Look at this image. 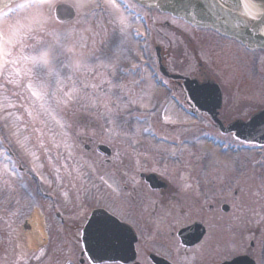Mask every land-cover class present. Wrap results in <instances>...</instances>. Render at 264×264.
<instances>
[{
  "label": "flooded vegetation",
  "instance_id": "flooded-vegetation-1",
  "mask_svg": "<svg viewBox=\"0 0 264 264\" xmlns=\"http://www.w3.org/2000/svg\"><path fill=\"white\" fill-rule=\"evenodd\" d=\"M22 2L24 0L15 4ZM99 2L100 7L86 8L82 10V14L76 13L73 19L82 17L84 22H87L106 18L109 22L111 13L106 10L103 0ZM118 3L126 15L134 17L133 27L122 41L112 30L106 45L99 46L95 54L103 56L118 52L125 74L123 83L131 95L140 100L148 99L149 105L153 111L158 112V116L168 114L167 116L178 121V124L171 125L156 120L157 125H152L144 132H138L134 127H122V130L114 127L113 131L103 138L104 129L99 122L94 121L96 137L92 134L78 137L88 155L87 158L94 161L98 189L103 192L102 187L107 186L105 182H108L115 189L111 190V196L117 193L108 205L101 201L93 209L100 207L111 214L115 212L121 221L133 228L135 235V258L132 262L101 264H154L153 254L173 264H219L236 255L248 254L255 258L257 264L255 249L262 243V225L239 221L241 207L232 206L229 199L232 198L233 202L239 198V191L214 189V182L207 172L211 165L198 164L197 158L189 157L185 145L192 146L194 143L185 132L192 130L191 132L197 133L203 128L201 125L219 132L209 119L210 109H215L218 118L228 124L234 120H246L264 108V102L260 101L253 104L234 101L236 93L256 92L258 88L251 85L252 78L255 83L264 82V62L260 57V54L264 55V51L249 48L211 28L194 26L181 18L158 9L144 7L133 0H118ZM93 54L92 51L83 52L81 64L92 60ZM53 55L52 61H60L63 65L62 55L57 51L53 52ZM225 56L235 58V71L241 67L248 83L247 80L239 84L236 81L234 84L228 83L221 76L223 70L218 71L213 67L214 64L210 62L212 59L216 62L221 60L222 64L230 62L223 58ZM135 81L140 83L136 84ZM19 84L21 85V80ZM214 84H217V87ZM7 86L11 88L8 89ZM20 91V86L7 84L0 79V105L7 97L17 98ZM218 91L219 106H216ZM260 91V95H264V92ZM145 95H152L155 100ZM0 128L1 145L10 160L19 165V148L13 141L11 127L6 124ZM174 135L177 138L185 135L186 141L175 145ZM118 136L126 138L127 148L124 151L127 153L116 144ZM166 136L170 150L162 147ZM144 138L153 142H138ZM101 144L109 146L107 153L97 149ZM172 147H175V152ZM154 148L158 151H154ZM148 152L153 156H147ZM18 194L17 189L13 192V189H9L2 181L0 251L1 242L6 240L4 230L7 226L2 227L3 223L13 216L9 226L15 229L17 227L21 202ZM41 194L52 202L51 209L59 224L68 226L69 230L79 226V223H67L53 196L44 191H41ZM100 197H103L102 194ZM225 203L229 204L227 210H224ZM93 209L89 210L87 218ZM244 210L245 207L241 211ZM86 220H83V226ZM83 226L79 227V233H73L76 240ZM191 226H196V229L188 237L185 236L189 244H184L180 232ZM14 231L17 235L18 231ZM192 237L199 239L190 244V241H194L190 240ZM247 241L249 248H246ZM79 242L81 243L80 240ZM232 248H236L234 253H230ZM79 255L81 258H87L81 251Z\"/></svg>",
  "mask_w": 264,
  "mask_h": 264
},
{
  "label": "rangeland",
  "instance_id": "rangeland-1",
  "mask_svg": "<svg viewBox=\"0 0 264 264\" xmlns=\"http://www.w3.org/2000/svg\"><path fill=\"white\" fill-rule=\"evenodd\" d=\"M106 10L111 13L110 9L107 8ZM80 13L82 14V11ZM49 27L52 34L45 37L47 46L52 48L53 52L57 51L62 55L63 65L60 61L57 63L52 62L54 71L59 72L60 78L64 81L63 91H71L73 87L82 89L81 81H84L86 77L81 72L75 71V65L77 63L81 64L83 52L92 51L94 53L92 60H94L97 56L95 54L97 48L106 45L112 31V24L107 22L106 18L101 21L89 20L84 22L83 18L79 17L68 23H55L53 21ZM108 44L110 45V41ZM84 46L90 48L85 49ZM260 57L264 62V55L260 54ZM223 58L230 62L222 64L221 60L218 62L213 59L210 60L216 70H223L221 76L231 84H234V81L239 84L243 80H247L248 83L241 67H238L237 72L235 71L237 67L235 58L232 56ZM64 62L69 67H64ZM69 76L72 79H68ZM45 79L50 81V90H55V75L45 77ZM98 82L97 80H89V83ZM252 82L251 85L258 88L256 92L249 94L242 92V95L236 93L234 101H245V104L264 102V95H260V90L264 92V82L255 83L256 81L253 78ZM27 83V80H21V85ZM33 83H38V81H33ZM7 87L8 89L11 88L10 86ZM20 89V95L17 98L7 97L6 101L0 105V126L3 127L8 124L11 127L12 134L19 129L21 133L19 139L21 141L27 137L25 147L21 148L17 142V136L13 134V141L16 142L17 148H19L21 163L25 168L24 172L22 171L21 174L14 172V175L11 176L3 175L0 179V190L2 181L7 180V187L13 189V192L17 189L21 200L16 229L9 226L8 219L12 221L13 216L8 218L2 226L7 227L4 230L6 240L1 242L0 264H79L81 246L74 235L75 232L77 233V228L74 227V230H69L68 226L65 227V225L59 224L51 209L52 202L41 195L40 190L54 196L55 203L62 215L66 217L64 218L67 223H79L80 225V221L83 219L78 207L80 204H84V212L88 215L89 210L98 206L101 201L105 205H108L110 201L112 202L113 196L117 193L115 192L111 196V190L115 189L113 186L109 187L108 182H105L107 186L102 187L103 192L98 189L99 182L96 180L94 161L87 158L88 155L78 137L83 134H92L96 137L97 129L93 127L94 121L99 122L104 129L103 138L113 131L114 127L118 130H122V127H134L138 132H144L145 129L156 123V120L165 122V117L170 121L165 123L171 125L178 124V121L170 119L167 116L168 114H159L158 116V112L153 111L152 106L149 105L148 99L144 98L143 100L137 99V106L131 109L130 115L126 116L124 113L119 115L118 120L123 122L126 119V124L121 123L118 126L109 123V114L103 107V99L93 94V89L90 87L86 90L91 94L89 97H85L83 91L73 93L71 99L64 97L61 93V99L65 100L66 103L53 104L51 116L40 115L33 121L25 112V108L31 105L33 98L27 91L26 86H20ZM145 96L152 97V100H155L152 95ZM8 101H11L15 106L6 107ZM93 102L96 104L95 107L92 106ZM9 112L19 116L20 121L17 123L9 118L5 123L4 117ZM52 116H55V120L52 119ZM57 120L60 121V124L56 123ZM61 124L63 127H61ZM182 124L186 125V123ZM201 127L208 128L204 125H201ZM191 131L187 130L185 132L188 133V138L194 143L192 146L185 145L189 157L197 158L198 164L211 165L208 167L207 172L214 182V189H229L231 192L236 189L239 191V195L237 194L239 198H236L235 201L232 202V198H229L232 206H239L241 210L245 207L244 212L238 208L239 221L255 222L262 225V243L256 246L255 256L258 264H264V145L244 151V148L235 143L225 150L211 142L205 136L203 130L200 129L197 133ZM138 132L136 133L140 135ZM228 139V137H225V141ZM143 140L153 142L149 138L141 139L138 142L143 143ZM218 142L220 141L218 140ZM41 144H43V147H41ZM116 144L122 151L127 148V141L124 136H118ZM163 144V148L171 149L169 145ZM154 151H158V149L154 148ZM149 153L146 155L152 157L153 154ZM184 157L186 158L185 155ZM3 160L5 163L0 156V170L6 168L9 172H12L9 163L5 158ZM103 193L106 194V197ZM101 194L102 198L100 197ZM37 214H39L45 232L39 246H35L31 240V229H23L25 220H27L29 228L33 227V221ZM14 230L18 231L17 235H15ZM69 231L71 233L68 234ZM246 248H249L248 241L246 242ZM235 250L236 248H232L230 253H234ZM83 264L92 263L84 258Z\"/></svg>",
  "mask_w": 264,
  "mask_h": 264
},
{
  "label": "snow or ice",
  "instance_id": "snow-or-ice-1",
  "mask_svg": "<svg viewBox=\"0 0 264 264\" xmlns=\"http://www.w3.org/2000/svg\"><path fill=\"white\" fill-rule=\"evenodd\" d=\"M242 3L246 15L253 19L264 16V7L258 9L253 0H242ZM103 4L111 10L109 23L112 24L113 33L118 34L122 41L129 35V29L133 27L134 17L125 14L118 0H103ZM100 6L99 0H24L22 3H17L14 8L4 4V7L7 8L6 12L0 10V79H3L7 84L26 86L33 99L31 105L25 108V112L33 121L40 115L51 116L53 104L66 103L65 100L61 99V93L64 97L71 99L73 93L83 91L85 97H89L91 94L86 91L89 87L93 89V94L103 99V107L109 114V123L118 126L121 123L126 124V119L123 122L118 120L119 115L121 113L126 116L130 115L131 109L137 106V99L131 95L123 83L125 74L118 52L97 56L94 60L90 59L83 64L77 63L75 65V71L81 72L86 77L84 81H81L82 89L73 87L71 91L64 92V81L60 78V73L54 71L53 49L47 46L45 37L52 34L49 26L53 21L55 23H65L66 21L63 16L53 13H80L86 8H98ZM137 35H139L138 31ZM64 67H69V65L65 64ZM130 74L128 73V75ZM54 75L56 87L55 90H50V81L45 77ZM68 79H72V77L69 76ZM20 80H27L28 83L20 85ZM89 80H98L99 82L89 83ZM33 81H38V83L34 84ZM135 83L139 84L140 82L135 81ZM14 106L11 101L6 104V107ZM92 106H96L95 102ZM9 118L17 123L20 121L19 116L9 112L4 117L5 123ZM52 119L55 120V116H52ZM165 122H170L167 117H165ZM56 123L60 124V121L57 120ZM61 127H63L62 124ZM13 134L17 136L20 147L24 148L27 137L21 141L19 129ZM3 175H14V171L9 172L5 168L0 170V179ZM3 183L7 184L8 181L4 180ZM78 207L83 219L77 227V233H79V227L83 226V220L87 219L84 204H80ZM113 215L119 219L115 212ZM118 227V225L106 220L97 222L91 233L92 242L100 251L107 250L114 241L119 239L115 235Z\"/></svg>",
  "mask_w": 264,
  "mask_h": 264
},
{
  "label": "water",
  "instance_id": "water-1",
  "mask_svg": "<svg viewBox=\"0 0 264 264\" xmlns=\"http://www.w3.org/2000/svg\"><path fill=\"white\" fill-rule=\"evenodd\" d=\"M140 4L158 8L181 17L193 25L211 27L220 33L235 37L246 43L249 47L264 49V16L253 19L245 14L242 0H135ZM9 0H2L0 8ZM257 8L264 7V0H253ZM70 19L74 13H56ZM217 122V118H213ZM218 123V122H217ZM219 125V123H218ZM221 125H219L220 127ZM224 132H233L235 136L258 143H264V109L258 111L245 122L235 121L223 128ZM109 221L118 225L115 235L119 237L110 248L100 251L91 240L93 228L99 221ZM111 235V233H110ZM132 236V237H131ZM183 238V237H182ZM82 241L84 249L94 263L119 260L128 262L134 256V241L132 229L115 216L104 209L92 211L86 225L83 228ZM126 255L120 257L119 254ZM119 253V254H118ZM110 255V257H109ZM95 257V259H92ZM156 264H171L163 258L153 256ZM222 264H254V261L247 255L238 256Z\"/></svg>",
  "mask_w": 264,
  "mask_h": 264
},
{
  "label": "bare ground",
  "instance_id": "bare-ground-1",
  "mask_svg": "<svg viewBox=\"0 0 264 264\" xmlns=\"http://www.w3.org/2000/svg\"><path fill=\"white\" fill-rule=\"evenodd\" d=\"M45 236V232L42 228V222L39 218V214L36 215L33 221V231L31 232V240L35 246H39L40 240Z\"/></svg>",
  "mask_w": 264,
  "mask_h": 264
}]
</instances>
